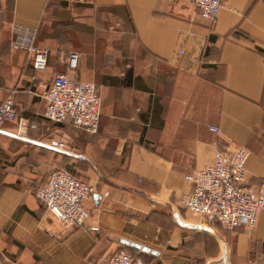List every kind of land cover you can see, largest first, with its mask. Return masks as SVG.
<instances>
[{"label": "crops", "instance_id": "obj_1", "mask_svg": "<svg viewBox=\"0 0 264 264\" xmlns=\"http://www.w3.org/2000/svg\"><path fill=\"white\" fill-rule=\"evenodd\" d=\"M55 8L68 9L74 24H120L133 61L109 71L108 62L126 53L116 47L113 54L111 44L100 51L98 131L53 122L68 134L65 148L58 147L65 138L37 139L28 128L39 116L52 122L42 93L56 72L66 71L67 51L54 39L56 48L46 47L48 69L37 72L25 51L11 48L13 25L38 29ZM6 27L10 36L3 35ZM89 54L97 60L95 50ZM8 95L23 123L0 129V159L19 158L0 161L3 264H106L123 248L146 264L264 261V209L254 228L225 230L180 203L194 188L186 176L211 163L220 148H249L245 185L264 181V0H223L215 25L191 0H0V97ZM29 156L39 159L20 169ZM64 159L73 167L82 161L97 188L86 200L84 225L67 229L36 197L52 169H67ZM36 164L47 167V176L33 193L25 181L35 176Z\"/></svg>", "mask_w": 264, "mask_h": 264}, {"label": "built area", "instance_id": "obj_2", "mask_svg": "<svg viewBox=\"0 0 264 264\" xmlns=\"http://www.w3.org/2000/svg\"><path fill=\"white\" fill-rule=\"evenodd\" d=\"M200 16L212 25L218 20L223 0H191ZM120 26V24H117ZM11 48L23 50L37 72L49 67L50 50L37 43V28L21 25L12 26ZM65 72H56L50 84L45 85L42 98L45 101L44 116L56 123H71L89 133H96L101 119V97L97 85L83 80L78 71L81 54L67 51L62 54ZM74 72V76H71ZM19 123L23 118L15 108L12 95L0 97V128L8 122ZM210 129L219 133L217 126ZM59 148H65L63 141ZM251 154L249 148H220L204 168L188 174L194 188L180 198V203L193 212L201 214L208 222L222 229L234 230L240 227H255L259 213L264 209V181L259 185H245L246 163ZM97 193V188L64 168L51 170L48 180L36 191V197L60 222L63 228L83 226L90 215L86 200ZM106 192L105 195H108ZM7 264H20L10 261ZM106 264H146L143 258L126 248L116 251ZM250 264H264L254 261Z\"/></svg>", "mask_w": 264, "mask_h": 264}, {"label": "rangeland", "instance_id": "obj_3", "mask_svg": "<svg viewBox=\"0 0 264 264\" xmlns=\"http://www.w3.org/2000/svg\"><path fill=\"white\" fill-rule=\"evenodd\" d=\"M48 16V21L41 24L38 28V35H37V41L41 46L43 47H55L61 48L63 51H78L82 54L81 56V67L79 65L78 73L82 74L85 79H88L92 82H94L97 85V88L100 90L99 85V79L100 75L103 71H105V62L100 60V51L107 48L108 45H112V47L108 48L113 51L115 54L116 47L118 48V52L126 53V57H114L111 61L108 62V68L109 71H115L116 69L121 68L122 66L128 67L133 64L132 59L130 57H127L130 54V49L128 48V45H126V42H123L124 39L121 37L120 34V26H117V23L108 22V24H103V26L100 27H94L90 24H74V17L72 13L68 9H53L51 12V15ZM50 17V18H49ZM113 23V24H112ZM3 24V23H2ZM3 35L4 36H10L9 33V27H6L3 29ZM52 39V40H51ZM58 41V44L55 46V40ZM45 41H49V44H45ZM54 42V44H52ZM124 44H123V43ZM108 44V45H107ZM95 50L97 54L95 55L96 59L95 61H90L88 58L90 56L94 57L93 55H90L89 52ZM38 103H39V111L43 109V106L40 102H42V98L37 97ZM34 116H37L34 114ZM42 118V119H40ZM36 126L34 127L33 123L29 125L28 128V135L33 136L34 138L40 139L42 136L47 138L49 135L52 136H59V140H63L62 138H65L63 142L67 144L68 141V134H64V130H61L59 128L54 127L53 122L47 121L45 118L39 116V119L35 121ZM26 132L23 131L22 134H25ZM54 134V135H53ZM29 153V152H28ZM29 155V154H28ZM8 159V160H5ZM18 157L14 156H5L0 161H5L6 163L10 162H16ZM23 160H20L19 168L24 167L25 165H30L32 162L35 164L37 161L36 157H25L22 158ZM75 166L73 167L72 164H70L69 160L64 159L61 162V166L67 168L68 170L75 173L76 176L80 177L81 179L91 183L89 181L88 177V171L87 168H85V164L82 161H75ZM70 166V167H69ZM0 180L1 176H3L2 169L5 168L3 165L0 166ZM75 168V169H74ZM21 169V168H20ZM47 167L41 166L39 164L35 165V176L31 177L29 181H25L28 183V185H32L34 187L33 193L36 191L37 186L44 181L46 178ZM71 172V173H72ZM92 184V183H91ZM94 185V184H93ZM41 206L46 209V206L41 204ZM59 226V225H58ZM61 227V226H60ZM78 227V226H75ZM128 249V248H127ZM132 248H129V251L132 252ZM134 254V253H133ZM141 254V253H140ZM45 255L43 253L39 254V258L41 260H44L43 257ZM143 260L146 262L145 257L142 256ZM13 262V261H12ZM19 262V261H17ZM147 263V262H146ZM0 264H3V261L0 259Z\"/></svg>", "mask_w": 264, "mask_h": 264}, {"label": "water", "instance_id": "obj_4", "mask_svg": "<svg viewBox=\"0 0 264 264\" xmlns=\"http://www.w3.org/2000/svg\"><path fill=\"white\" fill-rule=\"evenodd\" d=\"M124 243L126 245H130L131 247H134V248H137V249H143L145 251H150L149 248H145V247H143V246H141L140 244H137V243H131L128 240H124ZM153 253H155V251H153Z\"/></svg>", "mask_w": 264, "mask_h": 264}, {"label": "trees", "instance_id": "obj_5", "mask_svg": "<svg viewBox=\"0 0 264 264\" xmlns=\"http://www.w3.org/2000/svg\"><path fill=\"white\" fill-rule=\"evenodd\" d=\"M56 124H62V123H56ZM70 171V170H69ZM70 172H72V171H70ZM73 173V172H72ZM74 175H75V173H73ZM127 250H129V249H127ZM133 253V252H132ZM134 255H136V253H134ZM136 256H138V255H136Z\"/></svg>", "mask_w": 264, "mask_h": 264}, {"label": "bare ground", "instance_id": "obj_6", "mask_svg": "<svg viewBox=\"0 0 264 264\" xmlns=\"http://www.w3.org/2000/svg\"><path fill=\"white\" fill-rule=\"evenodd\" d=\"M0 129H2V128H0Z\"/></svg>", "mask_w": 264, "mask_h": 264}]
</instances>
